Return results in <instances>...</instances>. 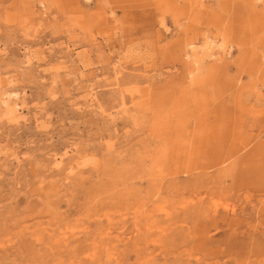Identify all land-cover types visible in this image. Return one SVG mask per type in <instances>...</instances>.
Returning a JSON list of instances; mask_svg holds the SVG:
<instances>
[{
  "label": "rangeland",
  "instance_id": "obj_1",
  "mask_svg": "<svg viewBox=\"0 0 264 264\" xmlns=\"http://www.w3.org/2000/svg\"><path fill=\"white\" fill-rule=\"evenodd\" d=\"M252 4L0 0V264H264Z\"/></svg>",
  "mask_w": 264,
  "mask_h": 264
},
{
  "label": "bare ground",
  "instance_id": "obj_2",
  "mask_svg": "<svg viewBox=\"0 0 264 264\" xmlns=\"http://www.w3.org/2000/svg\"><path fill=\"white\" fill-rule=\"evenodd\" d=\"M262 1L264 5V0H248V2L253 3V9L254 3ZM160 26L166 28L162 20L160 21ZM165 30L168 31L167 29ZM213 44L214 42L212 41L204 40L201 46H197L194 43H187V45L183 48L184 57L189 59L191 67L194 68L196 72L201 69H206L207 71L216 70L217 66L215 63L217 61H221V58L218 57V52H215ZM218 47L222 56L228 54V48H226V46L219 44ZM30 63L31 59H27L26 64L29 65ZM207 63L210 64L206 65ZM261 77H264V71L262 72ZM19 101L18 94L14 92L7 91L2 93L0 97V113H2V115H17L18 111L22 110L23 106V104Z\"/></svg>",
  "mask_w": 264,
  "mask_h": 264
}]
</instances>
